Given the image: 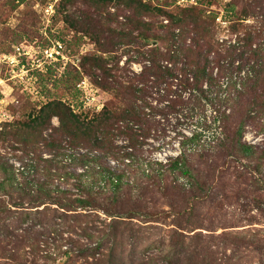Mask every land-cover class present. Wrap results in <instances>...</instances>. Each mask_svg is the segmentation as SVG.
Wrapping results in <instances>:
<instances>
[{"label":"rangeland","instance_id":"rangeland-1","mask_svg":"<svg viewBox=\"0 0 264 264\" xmlns=\"http://www.w3.org/2000/svg\"><path fill=\"white\" fill-rule=\"evenodd\" d=\"M168 1L161 12L158 0H151L150 8L128 0H0V52L23 40L38 45L60 40L68 56L66 72L59 75V67L37 78L32 92L6 85L0 180L2 168L13 167L20 181L45 182L89 200L67 211L40 204L43 211L37 214L28 200L12 205L15 192L13 197L0 193L10 205L0 213L4 224L18 221L16 232H30L26 241L33 243L21 262L30 264L38 246L44 255L61 243L60 256L73 249L70 264H187V258L194 264H264V88L247 93L253 103L234 111L225 124L218 120L204 128L214 112L210 107L202 114L187 110L183 58L208 50L222 65L248 61L264 47V0ZM50 4L52 15L45 11ZM176 18L185 23L177 25ZM160 52L168 57L157 58ZM82 80L90 84L87 91L78 85ZM87 96H94L91 102L101 109L88 105ZM58 100L89 118L104 106L121 110L134 104L138 117L112 130L95 150L85 137L78 139L80 146L74 143L58 116L47 119V110L33 119L42 105ZM196 132L199 140L191 143ZM238 141L252 145L255 153L245 155ZM132 143L138 150L130 156ZM184 146H189L186 174L171 169ZM85 153L91 160L82 165L76 156ZM131 162L142 170L162 168L163 174L85 196L89 185L96 191L106 183L100 173ZM58 172L72 175L62 178ZM23 208L34 212L26 220ZM7 241L3 245L10 248L14 243ZM82 245L90 249L79 255ZM4 256L0 249V264H14Z\"/></svg>","mask_w":264,"mask_h":264},{"label":"trees","instance_id":"trees-1","mask_svg":"<svg viewBox=\"0 0 264 264\" xmlns=\"http://www.w3.org/2000/svg\"><path fill=\"white\" fill-rule=\"evenodd\" d=\"M128 1L141 3L146 8H150V5L152 4L151 0ZM168 4V0H158L156 3V8L157 10L163 12L165 9L164 7ZM175 21H178L176 22L177 25L185 23V20L183 19L181 20L176 18ZM174 35L175 33L173 32L172 35L170 34V37ZM36 44L37 41L32 42L29 40H23L13 45L11 50L4 52H11L15 46L18 45L27 48H33ZM49 44H45L44 46ZM156 55L157 58L168 57L167 54L163 52H160V54L156 53ZM209 56L210 53L208 50L197 52L191 51L183 55L185 64L184 71L187 74L189 89V105L187 106V110L192 113L202 114L205 112L207 107H210L214 112L213 120L205 118L202 124L204 128L211 126L212 123H215L218 120L219 122H223L225 124L227 119L231 116V114H233L234 111L240 109L246 103H253L249 98L246 99L245 96L247 93L255 94L260 88H264V47L256 48L252 56H249L247 59L248 61L245 63L239 62L237 65H235V62L222 65L220 63V59H213ZM247 63L249 64L248 69L245 68ZM67 64L64 65L62 62H56L54 64L48 65L45 71H36L35 74L39 80H42V78H44L46 75L51 74L54 71L59 72L57 69H59V67H63L62 72H59V75H62L66 72ZM216 66L218 67L217 72H215ZM243 72H245V75L239 77ZM223 79H226L227 82L223 83ZM104 85L105 87H108V85L105 83ZM66 105L67 104L61 100L50 101L47 104L42 105L39 108V112L37 114L32 113L31 116L33 119L41 118L43 112L47 110V119L50 120L53 116H58L61 119L62 124L65 126L67 132L70 134V136H72L74 143L79 144L80 146L81 143L78 139L85 137L87 140H89L86 141V143L90 145L91 149L95 150L100 148L104 138L109 137V134L112 130H120L138 117V112L134 104H130L121 110H118V108L113 109L111 107L104 106L100 112L90 118L88 117V113L74 112L75 110L70 109V106ZM65 108H69L70 113H68ZM242 127L243 126L241 125L238 128L239 134L242 133ZM196 140H199L198 132L193 133L191 139H189L191 143H194ZM240 143V148L245 155H253L255 153V149L252 145H248L246 143L244 144L242 142ZM129 147L131 149L128 152V155H135L138 150L137 144L132 143ZM188 151L189 146H184L179 155H177L174 159L171 158V169L178 170L182 174L189 173V170L186 167ZM88 155L89 154L85 153L79 154L76 157L82 165H87L91 160ZM262 156L264 157V151ZM2 169L4 176L0 180V193L5 195L8 194V192H11V197H13L12 192H15L17 197H15V199L12 198L14 201L12 205L14 206H24V201L28 200L35 207L49 202L57 204L58 208L62 209V211H67L76 209L79 206L83 207L89 202L87 198L78 196L80 195L78 192L73 193L67 189L64 190L59 187L54 188L45 182H41L38 185H32L31 182H29L26 178L20 181L13 167H3ZM45 169L47 172L50 170L48 167L44 168V170ZM146 170H148L147 173ZM146 170H142L140 164L135 165V163L131 162L129 167L122 170L113 171L111 174H108L106 171H104V173H100V179H102V181L107 180L106 183H104L103 186H100L96 191H94L92 185H89L90 192L86 193L85 196L90 195V193H93L95 196L103 194L108 185L112 186L113 189L117 191L122 189L124 185H128L130 180H132L133 183H138L145 176H153V173L158 176L163 174L162 168H147ZM86 171L89 172V169ZM58 173H60L59 176H62V178L64 175H72L68 172ZM82 184L84 185V183ZM9 209L10 205L8 203L6 204L4 198L0 196V213ZM23 209H25L24 211H28L22 212V214H24V220L31 217V215L34 213L32 212L33 210H28L27 208ZM42 211L43 209L38 207L36 208L35 213L39 214L42 213ZM5 218L6 217L0 215V249L2 250V254H4V257L10 261L12 260L14 264H25L21 262V259L26 258L27 244L31 245L33 243L26 241L31 239L30 232L27 230H23L22 233L16 232L20 226H17L14 223H18V221L4 224ZM19 219L20 217L17 216L16 220ZM13 225L14 227L10 229V227ZM88 235L90 236L89 241H91V239H93V235ZM6 240L9 242L13 241L12 243L14 244L10 248H7V245H3V242ZM101 243L102 238L98 239L97 246L100 247ZM62 245L63 244L61 243L56 244L54 251H49L44 255L40 254V247L38 246L36 250L33 251L34 256L30 264H70L74 256L73 249L70 248L64 250L62 252L63 255L60 256V251L58 252V250H61ZM79 249L80 254H78L83 255V253H87L90 248L84 247V245H82L81 247L79 246ZM78 254L76 256H78ZM40 259H43V262L40 261ZM191 259L192 258H187V264H194V261ZM210 264L214 263L210 261Z\"/></svg>","mask_w":264,"mask_h":264},{"label":"built area","instance_id":"built-area-1","mask_svg":"<svg viewBox=\"0 0 264 264\" xmlns=\"http://www.w3.org/2000/svg\"><path fill=\"white\" fill-rule=\"evenodd\" d=\"M177 2L196 4L197 0H177ZM45 11L48 15H52L54 6L50 4ZM67 60L68 56L60 40H55L47 46L36 44L33 48L18 45L11 52H0V120L7 114L6 85L10 84L13 88L17 86L23 91L32 92L33 83L37 80L36 71H45L48 65L56 62H62L65 65ZM78 85L84 91H87L90 86L86 80H82ZM86 99L89 101L86 102L88 105L97 109L103 106L91 102L95 101L94 96H87Z\"/></svg>","mask_w":264,"mask_h":264}]
</instances>
